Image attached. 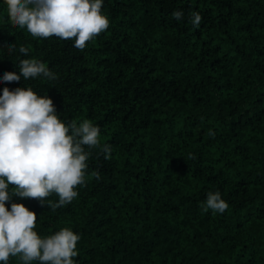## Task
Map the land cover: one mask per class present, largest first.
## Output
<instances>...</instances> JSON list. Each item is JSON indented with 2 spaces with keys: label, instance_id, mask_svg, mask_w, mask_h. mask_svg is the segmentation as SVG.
I'll return each instance as SVG.
<instances>
[{
  "label": "trees",
  "instance_id": "1",
  "mask_svg": "<svg viewBox=\"0 0 264 264\" xmlns=\"http://www.w3.org/2000/svg\"><path fill=\"white\" fill-rule=\"evenodd\" d=\"M101 14L108 29L78 50L14 27L0 0V95L30 87L111 146L90 150L70 204L6 208L35 212L41 238L78 234L75 264H264V0H103ZM23 59L57 79L2 82ZM216 192L227 210L204 211Z\"/></svg>",
  "mask_w": 264,
  "mask_h": 264
},
{
  "label": "clouds",
  "instance_id": "2",
  "mask_svg": "<svg viewBox=\"0 0 264 264\" xmlns=\"http://www.w3.org/2000/svg\"><path fill=\"white\" fill-rule=\"evenodd\" d=\"M11 24L26 29L32 37L74 40V47L84 50L87 42L106 31L109 20L101 14L103 0H4ZM180 20L182 11L173 12ZM202 16L192 13L191 23L198 27ZM16 45L8 46L11 53ZM28 56L30 48L19 46ZM20 75L4 73L2 82H19L44 77L57 79L44 63L23 59ZM212 134V133H210ZM100 128L87 119L83 122H62L52 99L40 97L32 88L3 89L0 95V262L19 257L22 264H75L77 243L81 237L69 228L41 238L34 228L36 213L23 204L6 203L12 196L33 199L43 207L53 193L58 201H48L52 211L70 204L77 196V186L85 183L86 161L91 149L101 147L105 158L110 145H100ZM86 148L88 150H86ZM97 180L98 172L93 173ZM9 185L14 186L9 192ZM228 204L219 192L209 193L204 211L223 213Z\"/></svg>",
  "mask_w": 264,
  "mask_h": 264
}]
</instances>
